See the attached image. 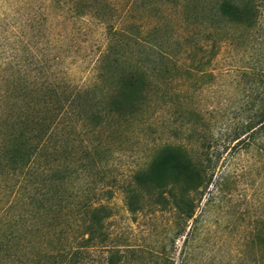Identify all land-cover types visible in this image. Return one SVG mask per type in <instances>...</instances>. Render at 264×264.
<instances>
[{
	"label": "rangeland",
	"instance_id": "374dc122",
	"mask_svg": "<svg viewBox=\"0 0 264 264\" xmlns=\"http://www.w3.org/2000/svg\"><path fill=\"white\" fill-rule=\"evenodd\" d=\"M86 2L0 0V15L31 21L39 45L49 48L48 61L65 72L69 84H92V66L110 26L129 32L128 62H141L149 73L135 113L109 114L94 126L89 117L96 110L86 104L79 108L84 109L80 110L84 119L63 140L72 154L92 146L97 150L96 166L72 175L69 190L112 192L109 199L99 195L100 202L111 208L104 222V247L85 252L82 264H106L112 253L108 248L121 251L114 264H259L264 252L255 234L264 232V152L260 138L248 140L243 132L252 111L245 107L247 94L261 87L239 75L242 65L258 67L252 61L251 37L246 39L243 30L230 23L226 29L233 37L221 44L213 63L205 67L212 75L192 73L185 70L189 59L180 50L195 32L212 31L209 20L197 12L199 3L100 0L88 11L80 8L92 4ZM217 34L223 36V29ZM157 51L171 53L181 67L160 65ZM116 76L97 85L111 94L114 89L124 101ZM92 91L96 99L102 97L99 87ZM166 144L179 145L190 155L203 148L213 164L210 181L186 221L169 208L130 213L123 204L119 185Z\"/></svg>",
	"mask_w": 264,
	"mask_h": 264
},
{
	"label": "trees",
	"instance_id": "16d2710c",
	"mask_svg": "<svg viewBox=\"0 0 264 264\" xmlns=\"http://www.w3.org/2000/svg\"><path fill=\"white\" fill-rule=\"evenodd\" d=\"M67 1H89L92 4L80 8L93 11V4L100 0ZM194 1L212 31L208 35L195 32L182 46L181 55L189 59L184 68L212 75L205 67L213 63L221 44L233 37L226 29L230 23L241 28L246 39L251 37L252 61L258 67L242 65L239 75L261 88L247 94L245 107L252 111L243 134L248 140L260 138L264 152V0ZM33 29L30 20L0 15V264H82L85 252L104 247V222L111 208L100 202L99 195L109 199L112 192L109 188L69 190L72 175L96 166L97 150L92 146L72 154L63 140L84 119L80 111L84 109L79 108L86 104L96 110L88 116L94 126L109 114L135 113L149 73L141 62H128L131 53L125 52V40L131 39L129 32L110 26L92 66V84H69L65 72L48 61L49 48L39 45ZM219 29L223 36H217ZM156 57L160 65L181 67L169 52L157 51ZM114 76L124 101L118 100L114 89L111 94L97 85ZM98 87L100 99L92 91ZM212 167L203 148L190 155L179 145H163L145 167L119 185L125 209L136 213L147 207L169 208L186 221L193 215L197 195L210 181ZM255 238L264 252V232ZM108 252L112 253L106 264H114L121 251L108 248ZM263 256L259 264H264Z\"/></svg>",
	"mask_w": 264,
	"mask_h": 264
}]
</instances>
